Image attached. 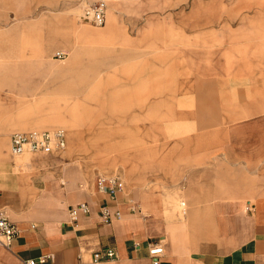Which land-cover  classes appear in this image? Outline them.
Wrapping results in <instances>:
<instances>
[{
	"label": "crops",
	"instance_id": "1",
	"mask_svg": "<svg viewBox=\"0 0 264 264\" xmlns=\"http://www.w3.org/2000/svg\"><path fill=\"white\" fill-rule=\"evenodd\" d=\"M256 3L234 14L263 16ZM184 14V23L171 14L155 18L144 27L153 37L122 42L129 47L122 50L123 88L137 80L154 118L163 110L170 116L145 122L154 136L146 137L137 166L127 174L123 168V190L103 192L99 175L87 187L75 184L76 171L67 185L47 174L39 184L29 177L23 192L19 177L0 182V209L20 230L11 248L0 246V264L46 254L56 264H152L149 247L157 241L165 246L162 264H264V18L206 28L193 22V9ZM65 30L67 37L109 38L75 25ZM126 53L136 56L137 70L126 66ZM83 146L65 153L67 166L83 157ZM82 203L89 212L73 220L70 210ZM106 206L121 218L105 221ZM107 248L118 257L95 263L94 253Z\"/></svg>",
	"mask_w": 264,
	"mask_h": 264
},
{
	"label": "rangeland",
	"instance_id": "2",
	"mask_svg": "<svg viewBox=\"0 0 264 264\" xmlns=\"http://www.w3.org/2000/svg\"><path fill=\"white\" fill-rule=\"evenodd\" d=\"M98 1H104L107 7V22L103 26L80 18L86 5ZM256 2L264 5V0H0V148L3 151L0 154V182L29 176L39 184L44 180L43 176L61 166L70 172L76 171L79 179L74 183L83 187L88 186L89 178L95 179L98 175L123 178V168L127 174L129 168L132 170L137 166L138 152L143 155L148 145L146 137L154 136V128L146 126L145 122H169L170 118L168 110L161 112V118L160 115L154 118V111L147 110L149 99L137 93V80L133 87L123 88L122 50L129 49L122 46L124 39L153 37L152 30L145 31L153 19L164 20L171 14L184 23L187 17L184 13L191 9L193 22L208 24L206 28H214L219 23L234 26L245 18H264V15L234 14L237 8L253 7ZM112 10L114 14H111ZM69 21H73L79 30L106 31L109 38L91 41L79 33L71 43H58L57 36L63 38ZM123 29L127 30V36ZM215 46L211 49L219 48ZM135 57H128L126 53L125 63L127 66L130 62L137 70ZM54 117L78 122L84 141L88 143L81 148L83 157L71 161L68 166L65 163V152L70 149L67 130L57 126L58 122H39ZM54 124L57 125L54 127ZM56 129L64 130L68 136L65 148L23 156L12 153V134ZM91 143L101 145L105 159H96L97 151L101 149L92 147ZM29 155L44 156L53 165L36 164ZM89 160L95 161L90 170L84 167L91 163ZM97 161L104 164L99 165ZM17 163L26 169L23 174L17 170ZM56 177L63 185L73 183V178L66 173ZM181 208L177 207L180 211Z\"/></svg>",
	"mask_w": 264,
	"mask_h": 264
},
{
	"label": "built area",
	"instance_id": "3",
	"mask_svg": "<svg viewBox=\"0 0 264 264\" xmlns=\"http://www.w3.org/2000/svg\"><path fill=\"white\" fill-rule=\"evenodd\" d=\"M81 20L90 22L97 26H103L107 21V7L104 1L94 2L84 7L80 15ZM60 56H62L60 54ZM67 137L62 129L56 130H32L19 131L11 136V151L14 155L20 156L25 153H51L57 149L66 147ZM100 189L108 192L112 197H116L124 188L121 178L99 177ZM80 212L88 213L89 206L82 203L70 210L73 220ZM102 218L105 221H112L121 218V212H112L111 208L106 206L101 211ZM19 227L10 219L6 209H0V246L11 248L15 238L19 235ZM152 264H162L161 258L165 254V246L162 241L152 242L149 247ZM118 257L114 248L99 250L94 253V262L102 263L107 260H113ZM25 264H56L52 254H46L38 258H29L24 260Z\"/></svg>",
	"mask_w": 264,
	"mask_h": 264
},
{
	"label": "bare ground",
	"instance_id": "4",
	"mask_svg": "<svg viewBox=\"0 0 264 264\" xmlns=\"http://www.w3.org/2000/svg\"><path fill=\"white\" fill-rule=\"evenodd\" d=\"M83 2V1H82ZM140 3V2H139ZM244 3V2H243ZM164 5V4H163ZM114 8H115V5H114ZM132 8V7H131ZM130 8V9H131ZM136 8V7H135ZM69 10V9H68ZM61 11V10H60ZM117 11V10H116ZM37 12V11H36ZM35 12V13H36ZM42 12V11H41ZM55 12V11H54ZM59 12V11H58ZM208 12V11H207ZM119 13V12H118ZM205 13V12H204ZM111 14H114L113 13V10L111 11ZM125 14V13H124ZM57 16V15H56ZM208 16V15H207ZM212 17V16H211ZM32 20V19H31ZM213 21H214V19H213ZM132 22V21H131ZM150 22V21H149ZM216 22V21H215ZM68 25H75L74 24V22L73 21H69L68 23H67V26ZM67 35V30H65V35L63 36V38H59L58 36H57V38H58V43L60 42V41H63L64 43H71V41H72V38L73 37H67L66 36ZM84 39H87V40H91V41H96V37H93V36H87V37H84ZM48 51H51V48L48 50ZM65 52V51H64ZM17 53V52H16ZM44 53L45 52H43V53H41V54H43L44 55ZM50 59V58H49ZM60 59V58H59ZM15 61H16V59H14ZM13 60V61H14ZM46 60V59H45ZM55 60V59H54ZM53 60V61H54ZM17 62V61H16ZM38 62H39V60H38ZM12 63V62H11ZM13 63H15V62H13ZM40 63V62H39ZM8 64H9V62H8ZM36 64V63H35ZM12 65V64H11ZM37 65V64H36ZM43 66V65H42ZM41 66V67H42ZM53 66V65H52ZM13 67V66H12ZM26 67V66H25ZM27 67H29V66H27ZM33 68L34 67H32V70H33ZM44 68H46V67H44ZM10 69V68H9ZM18 69V68H17ZM50 69V68H49ZM36 70V69H35ZM39 71V70H38ZM50 71V70H49ZM41 72V71H40ZM15 73V72H14ZM39 73V72H38ZM43 73V72H42ZM42 73H41V75H42ZM57 73V72H56ZM61 73V72H60ZM44 74V73H43ZM35 75V74H34ZM43 76V75H42ZM50 76V75H49ZM46 77V76H45ZM72 77V76H71ZM98 77V76H97ZM94 78H95V76H94ZM43 79V78H42ZM49 79V78H48ZM58 79V78H57ZM72 79H74V77L72 78ZM36 80V79H35ZM40 80V79H39ZM63 80V79H62ZM75 80V79H74ZM88 80V79H87ZM90 80V79H89ZM71 81H73V80H71ZM94 81H96V79L94 80ZM19 82V81H18ZM67 82V81H66ZM45 83V82H44ZM88 83V82H87ZM29 85H31L30 83H29ZM36 85V84H35ZM41 85V84H40ZM40 85L38 86V88L40 87ZM88 85V84H87ZM20 86H21V84H20ZM19 86V87H20ZM23 86V85H22ZM21 86V87H22ZM34 87V86H33ZM85 87V86H84ZM87 87V86H86ZM70 88H72V87H70ZM23 89V88H22ZM61 89V88H60ZM73 89V88H72ZM19 90V89H18ZM34 90V89H33ZM36 90V89H35ZM65 90V89H64ZM68 90H70L69 88H68ZM23 91V90H22ZM30 91V90H29ZM65 92V91H64ZM63 92V93H64ZM80 92V91H79ZM69 94H70V92H69ZM74 94V93H73ZM84 100V99H83ZM87 102V101H86ZM76 103V102H75ZM71 107V106H70ZM73 107V106H72ZM100 107V106H99ZM63 113H65V112H63ZM39 122H58V124L59 125H57V124H54V125H52V126H54L55 127V125H57V126H60V127H62V129H66L67 130V133H68V135H69V139H70V149L69 150H67L65 153H68V152H71L73 149L74 150H76L78 147H81V146H83V143H82V141H81V138H82V135H83V133H82V131H81V129H80V125L78 124V122H72V120L71 119H68V118H62V117H54V118H50V119H47V120H45V119H42L41 121H39ZM43 127H45V126H43ZM40 128H41V126H40ZM98 129V128H97ZM0 136H2V133L0 132ZM68 137V136H67ZM68 142V141H67ZM10 144V143H9ZM98 146H97V148L98 149H101V145H99V144H97ZM63 153V152H62ZM0 154H3V151H2V148H0ZM94 156V155H93ZM105 159V157H104V155L102 154V149L101 150H99V151H97V154H96V159ZM30 160H32V161H34V163H36V164H41V165H46V167H48V166H50V165H53L52 163H48L47 161V158L46 157H44V156H35V155H32V157L30 158ZM47 160V161H46ZM93 160V159H92ZM92 160H90V162H91V164H93V163H95V161H92ZM45 163H47V164H45ZM97 163L99 164V165H101V164H104V162H102V161H97ZM9 164L10 163H8L7 164V167H9ZM89 165H87V168L89 169V167H88ZM16 168H17V170L19 171V172H21L22 174L25 172V168H23V166H22V164H19V163H17V165H16ZM52 169V168H51ZM90 170V169H89ZM23 171V172H22ZM67 174V175H70L71 177H73L74 175H73V173L72 172H70V171H64V168H63V166H61V167H58V168H53L52 170H51V172L50 173H48L47 175H46V178H50V179H55V177H56V175L57 174ZM18 181H19V186L21 187L20 189V191L21 192H23V190H22V188H25L26 186H30V184H31V181H30V179H29V176H19V179H18ZM57 183V182H56ZM0 186L3 188V191L4 192H6V183H0ZM10 212V211H9ZM11 213V212H10Z\"/></svg>",
	"mask_w": 264,
	"mask_h": 264
}]
</instances>
